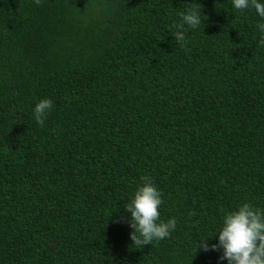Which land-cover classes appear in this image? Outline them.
<instances>
[{"label": "trees", "instance_id": "16d2710c", "mask_svg": "<svg viewBox=\"0 0 264 264\" xmlns=\"http://www.w3.org/2000/svg\"><path fill=\"white\" fill-rule=\"evenodd\" d=\"M199 3L181 43L183 0H0V264H227L197 244L264 209L261 18ZM144 176L177 226L138 246Z\"/></svg>", "mask_w": 264, "mask_h": 264}, {"label": "clouds", "instance_id": "9594fccd", "mask_svg": "<svg viewBox=\"0 0 264 264\" xmlns=\"http://www.w3.org/2000/svg\"><path fill=\"white\" fill-rule=\"evenodd\" d=\"M231 6L239 12L249 8L255 9L261 18L256 25L260 34L257 46L264 47V0H231ZM178 9L176 15L181 23L173 26L177 30L173 31L172 35L178 42L183 43L185 26L196 29L202 24L204 13L199 0H183L182 7ZM52 106L53 101L49 98L40 99L35 103L33 117L38 125L44 124ZM141 180L142 184L124 205V210L130 214L128 226L133 229L130 238L138 246L169 237L177 226L175 217L167 221L159 219L158 208L163 203L161 190L150 177L144 176ZM214 235L217 243L210 245L209 238H201L197 247L202 251L220 250L222 254L219 259L227 264H264V209L254 207L249 202L239 204L235 209L223 214L219 230Z\"/></svg>", "mask_w": 264, "mask_h": 264}]
</instances>
